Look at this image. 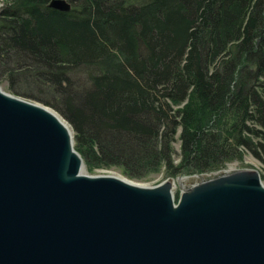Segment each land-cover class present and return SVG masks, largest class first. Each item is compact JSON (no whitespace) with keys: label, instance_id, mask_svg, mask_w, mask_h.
<instances>
[{"label":"trees","instance_id":"trees-1","mask_svg":"<svg viewBox=\"0 0 264 264\" xmlns=\"http://www.w3.org/2000/svg\"><path fill=\"white\" fill-rule=\"evenodd\" d=\"M49 1H3L0 74L66 119L86 170L264 165V0Z\"/></svg>","mask_w":264,"mask_h":264},{"label":"water","instance_id":"water-1","mask_svg":"<svg viewBox=\"0 0 264 264\" xmlns=\"http://www.w3.org/2000/svg\"><path fill=\"white\" fill-rule=\"evenodd\" d=\"M178 183L89 172L64 117L0 87V264H264L255 169Z\"/></svg>","mask_w":264,"mask_h":264},{"label":"rangeland","instance_id":"rangeland-1","mask_svg":"<svg viewBox=\"0 0 264 264\" xmlns=\"http://www.w3.org/2000/svg\"><path fill=\"white\" fill-rule=\"evenodd\" d=\"M3 1L4 0H0V7L3 5ZM0 87H2L6 92H9L15 96H19L22 97L26 100H31L33 102L36 103H41L43 105H45L46 107L52 108L53 110H55L53 107H50L48 105H46L45 103H43L41 100L39 101L38 99H36L35 97L32 96H27L25 93L23 92H16L15 89H13L12 87L9 86L8 83V79L7 77L3 76L2 74H0ZM56 111V110H55ZM57 112V111H56ZM58 113V112H57ZM173 145L175 146V148L178 147L177 143L174 142ZM86 167V166H85ZM249 168H253L257 171V173L260 176V179L264 185V165L262 163H259L253 156H251L250 154H245L241 160L238 161H228L224 167L221 168H217V170L214 171H210V172H206V173H182V174H178L176 176H184V178L182 179V182L187 185L193 184L196 181H198L201 177H207L208 175H213L216 174L217 172H221V171H230V170H239V169H249ZM94 171L91 172L93 174H98V173H111V174H115V175H120L122 177H125L126 179L129 180H133L136 183L139 184H144V185H148V186H152L154 184H158L163 182V180L165 179H169V180H173L174 182V186H173V194H174V199L177 197V194L180 191V186L178 183L177 178H175L176 176L173 177H167L163 174V172L158 171V172H151L149 175H147L144 178L141 179H137V178H129L128 176H126L125 174H123L119 169H116L114 167H98V168H94Z\"/></svg>","mask_w":264,"mask_h":264},{"label":"bare ground","instance_id":"bare-ground-1","mask_svg":"<svg viewBox=\"0 0 264 264\" xmlns=\"http://www.w3.org/2000/svg\"><path fill=\"white\" fill-rule=\"evenodd\" d=\"M69 124V123H68ZM69 127H70V125H69ZM71 128V127H70ZM223 172H228V171H223ZM115 175V174H114ZM120 176V175H119ZM179 179H178V181H180L181 183H183L182 182V179L184 178V177H178ZM137 184H139V183H137ZM184 184V183H183ZM139 185H141V184H139Z\"/></svg>","mask_w":264,"mask_h":264}]
</instances>
